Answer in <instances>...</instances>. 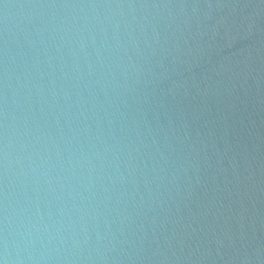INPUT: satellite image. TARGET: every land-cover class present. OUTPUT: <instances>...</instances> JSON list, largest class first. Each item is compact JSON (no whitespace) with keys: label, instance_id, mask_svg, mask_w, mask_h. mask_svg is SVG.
I'll use <instances>...</instances> for the list:
<instances>
[{"label":"water","instance_id":"obj_1","mask_svg":"<svg viewBox=\"0 0 264 264\" xmlns=\"http://www.w3.org/2000/svg\"><path fill=\"white\" fill-rule=\"evenodd\" d=\"M140 3L121 107L139 155L106 264H264V0Z\"/></svg>","mask_w":264,"mask_h":264},{"label":"clouds","instance_id":"obj_2","mask_svg":"<svg viewBox=\"0 0 264 264\" xmlns=\"http://www.w3.org/2000/svg\"><path fill=\"white\" fill-rule=\"evenodd\" d=\"M142 6L0 0V264H106L115 250L139 155L121 107Z\"/></svg>","mask_w":264,"mask_h":264}]
</instances>
